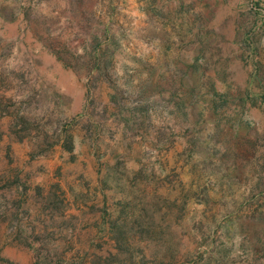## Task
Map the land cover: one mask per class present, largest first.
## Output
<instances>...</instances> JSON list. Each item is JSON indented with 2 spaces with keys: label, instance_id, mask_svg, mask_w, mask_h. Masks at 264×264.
I'll return each mask as SVG.
<instances>
[{
  "label": "rangeland",
  "instance_id": "374dc122",
  "mask_svg": "<svg viewBox=\"0 0 264 264\" xmlns=\"http://www.w3.org/2000/svg\"><path fill=\"white\" fill-rule=\"evenodd\" d=\"M0 264H264V0H0Z\"/></svg>",
  "mask_w": 264,
  "mask_h": 264
}]
</instances>
